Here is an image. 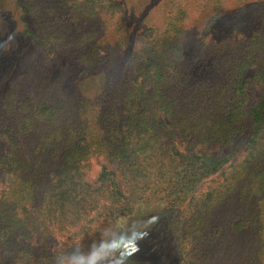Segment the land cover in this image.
Masks as SVG:
<instances>
[{
	"label": "trees",
	"instance_id": "1",
	"mask_svg": "<svg viewBox=\"0 0 264 264\" xmlns=\"http://www.w3.org/2000/svg\"><path fill=\"white\" fill-rule=\"evenodd\" d=\"M0 140V264H264V0H0Z\"/></svg>",
	"mask_w": 264,
	"mask_h": 264
},
{
	"label": "rangeland",
	"instance_id": "2",
	"mask_svg": "<svg viewBox=\"0 0 264 264\" xmlns=\"http://www.w3.org/2000/svg\"><path fill=\"white\" fill-rule=\"evenodd\" d=\"M154 9L155 8L153 7L151 10H149V13H152ZM158 17H159L158 19L161 21V16L158 15ZM26 63L30 65L29 71H30V74L32 73L33 78H35L34 77L35 72L40 73L41 74L40 77L44 74H47L48 72L53 73L54 71L53 67L55 66L54 62L50 58L44 57L43 53L37 48L33 52L28 54ZM24 65L26 64L24 63ZM253 75H254V69H246L243 73V78L250 79ZM28 76L29 74L28 75L25 74L20 79L22 82L21 84L24 88H29L31 85V83L27 81ZM33 78H32V81H33ZM248 92H249L248 93L249 98H248L247 104L249 106L250 105L252 106L258 101L260 94L262 92V89L259 85L255 84L252 86L251 90H249ZM163 120L165 121L166 125H169L168 120L166 119H163ZM173 141L175 142L176 147L180 151H184V152H191V153L200 152V153H208V154H219V153L224 152V150H226L225 147L223 148V147H218V146H214V147L202 146L199 143L195 142L194 140L181 136L178 133H175ZM5 144L6 143L4 140H0L1 155H3L7 151V146ZM243 158H244V154H243V147H242L239 150V152L235 155L232 161V165H235L241 162ZM103 166H105L108 170H114V168L108 163L106 158L103 156H96V157L89 159V167H88V170L86 171V181L88 184L93 185L95 183L100 173V170ZM213 180L215 181L219 180V176L214 177ZM208 185H209V182L203 184L199 189V193L204 192ZM23 243L28 244L32 248L43 250V249H52L54 248V246L58 245V243H61V241H56L55 243H52V244L39 243L37 240H33L30 242L23 241ZM162 248H163L162 262L164 264H177L176 257L172 249V245L168 241H166L165 244L162 246ZM214 264H223V263H219L216 261V263Z\"/></svg>",
	"mask_w": 264,
	"mask_h": 264
},
{
	"label": "clouds",
	"instance_id": "3",
	"mask_svg": "<svg viewBox=\"0 0 264 264\" xmlns=\"http://www.w3.org/2000/svg\"><path fill=\"white\" fill-rule=\"evenodd\" d=\"M136 243H138V242H136ZM136 243H134V247H135L136 251H138L139 249H138V247L136 246ZM131 255H135V252H132Z\"/></svg>",
	"mask_w": 264,
	"mask_h": 264
},
{
	"label": "snow or ice",
	"instance_id": "4",
	"mask_svg": "<svg viewBox=\"0 0 264 264\" xmlns=\"http://www.w3.org/2000/svg\"><path fill=\"white\" fill-rule=\"evenodd\" d=\"M129 264H132V262L130 261Z\"/></svg>",
	"mask_w": 264,
	"mask_h": 264
}]
</instances>
